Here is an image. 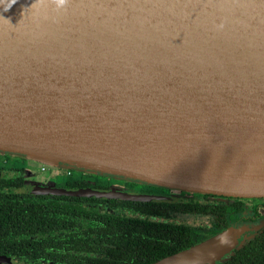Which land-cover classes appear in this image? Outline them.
Masks as SVG:
<instances>
[{"label": "water", "instance_id": "1", "mask_svg": "<svg viewBox=\"0 0 264 264\" xmlns=\"http://www.w3.org/2000/svg\"><path fill=\"white\" fill-rule=\"evenodd\" d=\"M5 152L264 197V0H0ZM257 229L228 227L150 264L221 263Z\"/></svg>", "mask_w": 264, "mask_h": 264}, {"label": "flooded vegetation", "instance_id": "2", "mask_svg": "<svg viewBox=\"0 0 264 264\" xmlns=\"http://www.w3.org/2000/svg\"><path fill=\"white\" fill-rule=\"evenodd\" d=\"M38 184L105 190L108 195L47 193L33 187ZM131 194L159 198L123 196ZM4 200L7 205L1 207ZM161 221L192 229L173 231L159 227ZM242 225L258 226L243 246L264 241V197L175 190L0 153V264H116L113 253L123 250L130 257L150 258L147 252L156 249L159 234L172 239L186 235L187 240L192 235L195 244Z\"/></svg>", "mask_w": 264, "mask_h": 264}, {"label": "trees", "instance_id": "3", "mask_svg": "<svg viewBox=\"0 0 264 264\" xmlns=\"http://www.w3.org/2000/svg\"><path fill=\"white\" fill-rule=\"evenodd\" d=\"M7 205L6 200H4L1 207ZM133 220H138V218H133ZM159 227H170L173 231H183L184 229H192L187 224L179 223V222H170V221H161L157 222ZM224 226L217 227V229H221ZM215 230H212V233ZM153 239L152 237H149ZM156 241V249L154 251H149L150 258H141L134 257L133 255L130 257L126 255L125 250L121 253H113V256L117 258L116 264H150L153 261H156L168 254L177 252L181 249H184L194 243V238L191 235L187 240L186 235H181L180 237L171 238L170 234H159L155 237ZM122 249H118L121 251ZM217 264H264V241L259 240H251L248 241L243 247L240 249H236L234 254L224 262Z\"/></svg>", "mask_w": 264, "mask_h": 264}, {"label": "rangeland", "instance_id": "4", "mask_svg": "<svg viewBox=\"0 0 264 264\" xmlns=\"http://www.w3.org/2000/svg\"><path fill=\"white\" fill-rule=\"evenodd\" d=\"M50 168H54V167H50ZM59 168V167H58ZM46 173L48 174L49 173V170L48 171H46ZM191 222V221H190Z\"/></svg>", "mask_w": 264, "mask_h": 264}]
</instances>
